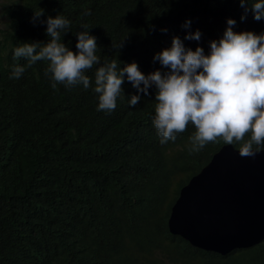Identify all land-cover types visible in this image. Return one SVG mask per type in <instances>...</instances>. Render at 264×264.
<instances>
[{
    "label": "trees",
    "instance_id": "obj_1",
    "mask_svg": "<svg viewBox=\"0 0 264 264\" xmlns=\"http://www.w3.org/2000/svg\"><path fill=\"white\" fill-rule=\"evenodd\" d=\"M9 2L7 15L0 14V264H264V240L219 254L168 232L178 189L225 143L199 152H190L184 138L161 144L153 125L155 86L145 96L125 76L112 112L97 111L94 91L95 71L105 63L117 60L123 68L135 57L151 66L139 70L145 76L165 72L153 57L170 48L173 37L206 51L209 42L201 39L224 33L227 20L236 21V33L260 35L264 18L254 20L239 0ZM56 12L70 20L61 33L68 50L77 52L79 32L96 38L100 64L85 72L87 89H53L48 61L27 67L25 58L14 59V49L25 43L21 37L35 32L26 18L35 19L36 43L44 45L50 41L46 20ZM197 30L199 41L184 39ZM16 66L25 72L10 79ZM132 95L141 97L134 108ZM193 131L189 125L178 135L189 138Z\"/></svg>",
    "mask_w": 264,
    "mask_h": 264
},
{
    "label": "clouds",
    "instance_id": "obj_2",
    "mask_svg": "<svg viewBox=\"0 0 264 264\" xmlns=\"http://www.w3.org/2000/svg\"><path fill=\"white\" fill-rule=\"evenodd\" d=\"M9 1L0 5V14L7 15V7L11 6ZM239 2L246 13L249 10L253 13L254 20L264 18V0H255L250 8L249 0ZM246 13L241 17L242 21L249 18ZM42 14L41 10L35 15L39 17ZM89 14L85 12V15ZM54 15L56 18L49 17L46 20V35L50 41L44 45L36 43L38 34L35 19L26 18L35 32L21 37L25 43L14 49V59L25 58L27 67L38 61H48L46 75L51 73L53 89L58 84L65 87L82 84L87 89L91 82L85 72L100 64V58L96 55V38L90 36L88 31L77 33V52L73 53L61 43V33H67L70 20L61 12ZM3 21L0 18V28H3ZM235 24V20L229 19L224 33H210L202 38V41L207 39L209 42L206 51L201 47L194 51L187 49L178 37H173L171 47L153 57L163 68L168 69L165 72L157 70L145 76L139 70L148 71L151 66H145L135 57H130L131 64L123 68H118L117 60L99 66L95 71L94 87L98 94L97 111L115 110L117 98L123 93L122 85L126 76L137 93L145 96L149 94V88L155 86L153 125L161 137V144L184 138L191 145L190 152H199L207 144L222 140L225 143L222 146L231 145L239 149L241 157L251 158L257 153H264V34L236 33L233 31ZM189 25L190 21H186L183 27ZM200 38L198 30L184 37L185 40L194 41ZM24 72L25 67L16 66L10 79H19ZM140 99V95L130 96L129 106L134 108ZM189 125L194 128L189 138L178 135L187 131ZM234 143L240 144V147L234 146ZM216 152L178 189L167 217L181 189L209 165Z\"/></svg>",
    "mask_w": 264,
    "mask_h": 264
},
{
    "label": "water",
    "instance_id": "obj_3",
    "mask_svg": "<svg viewBox=\"0 0 264 264\" xmlns=\"http://www.w3.org/2000/svg\"><path fill=\"white\" fill-rule=\"evenodd\" d=\"M168 232L192 245L227 254L264 238V153L245 158L220 147L188 182L167 217Z\"/></svg>",
    "mask_w": 264,
    "mask_h": 264
},
{
    "label": "bare ground",
    "instance_id": "obj_4",
    "mask_svg": "<svg viewBox=\"0 0 264 264\" xmlns=\"http://www.w3.org/2000/svg\"><path fill=\"white\" fill-rule=\"evenodd\" d=\"M235 146V145H234Z\"/></svg>",
    "mask_w": 264,
    "mask_h": 264
}]
</instances>
